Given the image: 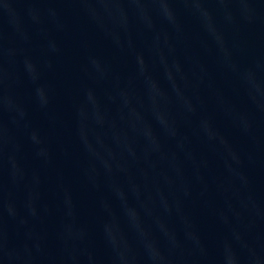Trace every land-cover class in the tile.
Listing matches in <instances>:
<instances>
[{
  "label": "water",
  "instance_id": "1",
  "mask_svg": "<svg viewBox=\"0 0 264 264\" xmlns=\"http://www.w3.org/2000/svg\"><path fill=\"white\" fill-rule=\"evenodd\" d=\"M0 264H264V0H0Z\"/></svg>",
  "mask_w": 264,
  "mask_h": 264
}]
</instances>
